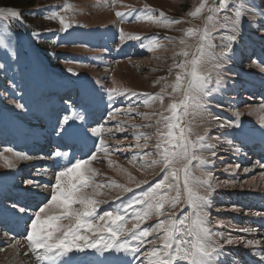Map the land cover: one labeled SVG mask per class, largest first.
Returning a JSON list of instances; mask_svg holds the SVG:
<instances>
[{"label":"rangeland","instance_id":"rangeland-1","mask_svg":"<svg viewBox=\"0 0 264 264\" xmlns=\"http://www.w3.org/2000/svg\"><path fill=\"white\" fill-rule=\"evenodd\" d=\"M32 2L33 7L31 8H15L20 13L23 22L29 26L26 29L27 33L21 30L22 23L20 19L15 22L10 19L0 21V33L6 31L10 43L8 49L0 50V59L8 64V69L0 72V155L11 158V153L5 152L4 149L11 147L15 151L23 152V149L27 147V142H37L44 138L54 142L57 141L56 135L52 136L53 132L49 133V137H45V134H48L44 130L46 119L50 115V122L54 123L55 113L68 107L64 102L67 100L75 103V98L78 95L74 88L63 89L65 77L60 75V73H64L67 76H73L71 73L82 74L79 78L95 81L94 85H96L95 89H97L95 97L100 98L99 103L96 101L99 109L96 107L97 110L95 114H91L90 121L102 124L105 129H111V133L106 132L104 134L110 154L105 156L104 153H98L97 159L91 162V167L97 171L95 179L104 185L115 182L116 184L126 185L131 189H135L126 197L122 196L125 192L121 189L115 187L101 188L100 192L102 194L96 198L108 202L100 205L97 211L99 214H103L104 211L114 210L117 207L126 205L130 199L140 196L153 186L150 185L138 190L136 189L138 181H150L157 175L162 176L159 178L161 180L164 175L160 166H151V161L156 159L155 155L145 157L144 160H131L133 155H139L143 152L151 151L155 153L153 147L156 143L155 136L147 141L149 144L148 149L134 147L136 138L133 133L155 132L156 130L155 127H139L145 124L154 125L156 117H153L152 120H145L143 116L137 115V113L151 114L156 112L159 114L164 111V108L170 102L178 101L177 97L180 98L179 95L172 96L171 88H167L166 92L169 95H165L164 108H162L159 101L150 102L148 106H145L143 94L154 95L159 93L165 84L171 85L175 81V75L179 69L172 66L174 63L185 59V57L177 55L184 48L179 43L181 39H184L187 45L185 49L189 52L187 59H191L193 55H200L197 51L198 37H186L185 32L189 28L202 31L205 27L212 31V25L206 23L207 12L205 11L196 17L190 15L199 6L201 0H34ZM261 2L262 6H264V0H261ZM65 4L70 5L67 11L63 9ZM51 6H55V10L59 15L65 16L69 23L87 26L88 30L85 33L93 35L97 40L99 38L100 41L97 42L90 37L91 39L87 42L89 46H85L87 47L86 50L82 51L77 47L84 46L80 34H77V36L75 33L68 34V36L63 35L59 41L56 40L57 36L62 35L64 31L60 30L59 21L46 18L50 16L48 10ZM146 6L154 10L152 15L154 19H160L159 23L147 21L143 18L140 20L135 19L137 15L141 17L145 15L142 10ZM229 6L231 7V0ZM42 9L46 10L47 14L43 13L41 15L40 10ZM129 9L138 11L127 14ZM117 11L126 13L123 20L116 16ZM161 12L164 13V17L167 20L180 22L165 26L164 19L160 18ZM227 14L231 15L232 13L228 12ZM220 15H224V13L222 12ZM252 20L253 17L251 15L245 14L240 30L236 33L238 39L234 44V52L231 59L223 64V76L221 78L224 79L225 83L222 90L207 98L206 112L200 113L190 110L187 117L191 124V135L189 138L195 140L197 135H203L205 130H208V143L215 146L218 152V156L213 159L210 165H207L208 169H198L195 167L196 163L191 166L190 180L195 177H201L202 171L210 170L214 174L212 188L218 192H211L209 195L210 207L207 211L211 221L210 228L224 237L239 236L243 237L244 240L253 238L264 239L262 225L259 223H257L258 226L256 225L257 219L261 220L264 218V210L260 211L253 204V202H259L258 198H253V196L264 197V167L254 161L243 164L248 161L246 159V156L250 153L248 148L242 142L233 140L236 136L231 132L232 127L219 128L218 125L220 122L235 120V112H229L228 110L236 111L237 105V112L240 113V117L245 118L250 125L259 124L260 117L264 116V109H261V105L264 104V99L261 98L264 91V72H261L260 67L254 66L252 63L253 59H258L264 65V30H258L250 26V21ZM45 22L49 28L55 27L58 32L55 33L54 31L49 36L36 39L33 33L45 28ZM5 25L9 27L5 29ZM118 30H122L124 33L123 39H121ZM148 32H155V34L148 37L145 35ZM212 34L219 37L229 33L226 30L217 29ZM131 36L147 37L148 39L143 41L145 47L142 48L139 41L129 39ZM116 40L119 45L114 48L113 52H118L119 54L128 50L133 52L126 56V60L115 58L112 52L109 54L101 53V45L112 47L116 44ZM212 43L215 47L214 49H209V51L219 55L223 51L221 39L217 38ZM156 44H159L160 47H156ZM70 45L76 46L70 47ZM148 48L152 50L149 51L147 50ZM13 49L16 52L14 62L10 61L8 56V53ZM73 53H84L77 56V59L80 60L78 61L79 63L73 64V61L68 58ZM95 54L96 56L94 57ZM82 57L86 58L82 59ZM99 58H101V61ZM170 68L171 74L169 73ZM210 68L211 64H208L202 71H207ZM68 70H71V72ZM233 73L238 75L233 76ZM212 75L215 77L214 72ZM50 77H54L53 80L56 86V90H52L56 92L59 89L61 90L60 95L54 96L56 100H52L50 94H48L49 90L45 93L41 88V86L43 88L47 87V79ZM72 78L69 79L72 81ZM233 80L235 81L234 86ZM214 86V83L210 85V87ZM104 88L126 89L130 93L140 95L125 94L113 99L110 104L109 98L103 90ZM84 93L82 92L78 101ZM232 93L234 95L231 99ZM38 98L41 100L43 115H38L36 111ZM57 98H60V100ZM240 98L242 100H239ZM226 101H230L229 104H232V106L230 107L226 104ZM16 102L24 103L28 111H18L14 106ZM129 107L134 108L135 111L128 112L127 109ZM220 109H223L222 114L219 113ZM110 111L112 116L108 115ZM164 114L167 115L168 113L164 112ZM100 117L101 119L98 122L97 120ZM117 125L123 127L124 131L118 132ZM132 125L138 127L134 128ZM226 131L228 132L225 134ZM118 141L119 147H122L123 150H116ZM230 141L231 143H229ZM140 142L144 143V140L141 139ZM235 147H239L240 151L235 152ZM200 154L211 158V154L207 151ZM31 156V160L14 161L16 163L15 169L4 167V160L0 159V182H4V179L7 178L6 180L10 185L21 190L24 187L23 181L25 179L32 176L37 169H44L42 163L49 162L48 165H50L48 155V158L45 156L41 158V155ZM109 161H112L111 165ZM175 166L180 168L182 164L178 162ZM159 168L160 174L157 173ZM245 169H248V171L245 172ZM19 170L22 172L27 171L28 177L22 182L15 183L20 174L17 173ZM54 172L55 170H52L50 174L38 176L37 178L54 182ZM129 174L134 179L130 180ZM173 183L175 182L173 181ZM179 184L181 189L180 201L175 207L165 205L164 212L166 216H171L175 213L176 218L177 216L179 218L191 211V208L185 202L182 174ZM1 186L3 187V185ZM2 187L0 189H6V187ZM42 190L44 192L47 191L49 195L51 193L50 188L47 190L42 188ZM85 191L91 192L92 189L89 188ZM166 191L167 189L164 188L160 190L161 193ZM193 191L201 196L207 194L204 188L193 187ZM35 193L38 192L34 189L33 192L28 194ZM175 195V190L169 193V196ZM16 197L17 199L20 198ZM5 202L9 206L11 204V202L4 201L1 205L3 209L7 207ZM29 202H32V200L30 199ZM74 207H78V205H74ZM136 207L140 206L137 205ZM184 210L186 212L182 213ZM227 213L238 214L241 217L236 219L229 214L226 215ZM257 213H260V215H257ZM0 214L10 217L11 222L15 219H20L5 211ZM247 215L248 217H246ZM165 218V216L157 217L153 215L140 227H151L158 223L159 220ZM127 219L129 220L127 226L130 228L132 223L135 222L131 213L128 214ZM64 223H67V221H64ZM251 223L253 224L251 225ZM253 225H256V227ZM213 227H217V229ZM246 227L258 228L259 232L258 234H246L239 231ZM0 229L5 228L0 226ZM1 231L0 249L2 250H0V264L37 263L31 251L24 255L27 248L22 245V242H27L25 239H22L20 235L16 238L12 236L11 239L15 240L12 241ZM161 234H154L147 239L157 238L155 246L159 247L158 236ZM226 246H241L246 251L251 250L242 243ZM151 247L153 245L145 244L142 251H147ZM233 249L224 251L228 255L223 257V264H233V257L236 258L238 264H248V260L239 257L237 255L238 252H234Z\"/></svg>","mask_w":264,"mask_h":264},{"label":"snow or ice","instance_id":"snow-or-ice-1","mask_svg":"<svg viewBox=\"0 0 264 264\" xmlns=\"http://www.w3.org/2000/svg\"><path fill=\"white\" fill-rule=\"evenodd\" d=\"M201 0L198 7L190 13L191 16H199L207 12L206 23L212 25V31L205 27L202 31L189 28L185 32L186 37H198L199 43L197 51L199 56L193 55L187 59L189 52L185 50L187 45L185 40L179 41L184 48L177 55L185 59L176 62L172 67L179 69L175 75V81L171 84H165L159 93L154 95L143 94V103L148 106L150 102L159 101L164 108L165 95L167 88H171L172 96H180L178 101L170 102L164 111L157 114L137 113L143 116L145 120H152L156 117L155 124H145L139 127H155V132L133 133L136 138L134 147L138 149H148V140L155 136L156 143L153 145L155 153L151 151L143 152L139 155H133L132 161L137 159L144 160L145 157L152 155L156 159L151 161V166H160L163 178L156 182L148 191L140 196L130 199L126 205L117 207L114 210L98 213L100 205L108 201L97 199L102 193L103 187L118 188L127 193L132 191L126 185L110 182L107 185L96 181V169L91 167V162L97 159L98 153H104L105 156L110 154L104 134L111 133V129H105L102 124L90 121V106L93 102L92 96L85 91L78 102L65 101L67 108L58 112L55 116V122L52 125V131L55 133L59 143L49 154L53 161L54 182H45L38 176L50 174L52 168L48 165L44 169H37L32 176L23 181L24 187L20 190L23 194L33 192V190L51 189L50 195L46 196L44 201L37 205H30L22 202L23 197L11 202L10 206L4 211L25 219L24 239L28 243L29 250L34 254L37 264H223V257L228 255L224 252L225 245L244 244L252 250L253 254L258 257L260 264H264V239H247L243 237H224L222 234L213 231L210 228V218L207 209L210 207L209 195L212 189L213 172L202 171L201 177H195L190 180L192 162L196 161L195 167L203 169L212 163L213 159L218 156L215 146L208 143V130L203 135H197L195 140L190 139L191 124L187 120L190 110L204 113L207 111V98L214 93L222 90L224 86L223 64L231 59L234 52V44L238 37L236 33L240 30L242 20L245 14L251 15L253 20L250 26L264 30V6L261 0ZM70 5L65 4L63 9L67 11ZM50 18L59 21L61 28L67 32L74 26L66 22V18L51 6L48 10ZM136 9H129V13L137 12ZM145 15H137L136 20L141 18L159 23L160 19H154L153 9L147 6L142 10ZM224 15H220L221 13ZM231 12V15L227 13ZM126 13L116 12V16L121 20ZM160 18L164 19L165 26L180 21L167 20L164 13H160ZM11 20L15 22L20 19V13L12 8L0 7V21ZM9 26L5 25V29ZM217 29L226 30L225 35L216 36L212 33ZM121 39L124 38L122 30ZM39 37L40 33H33ZM220 38L223 51L219 55L209 49H214L213 40ZM129 39H135L140 42L141 47L145 45L143 41L147 37L131 36ZM156 39V38H153ZM167 39V38H166ZM160 47L159 44L155 45ZM10 47L7 32L0 33V50H6ZM147 50L151 51V48ZM9 60L14 62L16 52L14 49L8 53ZM254 66L260 67L264 72V65L258 59H253ZM211 64V68L202 71L206 65ZM8 69V64L0 59V72ZM71 72V70H68ZM215 73V77L212 73ZM171 74V68L169 69ZM78 76V73H71ZM238 75L233 73V76ZM163 79V78H162ZM159 83V81H157ZM214 83V87H210ZM235 81L233 80V86ZM102 87V86H101ZM109 98V103L119 96L130 94L137 96L140 94L130 93L129 90H120L116 88L103 89ZM15 108L20 112H27L26 105L22 102H16ZM264 109V104L261 105ZM36 111L38 115H43V109L40 98L36 101ZM128 112L135 111L129 107ZM164 112L168 114L165 115ZM112 116V112L108 113ZM114 119V117H113ZM132 127H138L132 125ZM219 128L235 127L241 128L240 113H235V120L220 122ZM117 131L123 132L124 129L117 125ZM264 138V116L260 117L259 127L256 129ZM141 139L144 143H141ZM231 143V141L229 142ZM116 150H123L119 147ZM5 152L11 153V158L0 155L4 160V167L15 169L14 161L31 160L32 156L23 152H18L7 147ZM209 152L211 158L204 157L200 153ZM235 152L240 148L235 147ZM41 158L44 155L41 154ZM61 161H64L62 164ZM181 163L182 167L177 168L175 165ZM112 164V161H109ZM264 167V164L261 165ZM126 171V170H125ZM248 169H245L247 172ZM183 175V193L185 202L191 208V211L185 215L176 218L175 213L166 216L164 212L165 205L175 207L180 201L181 189L179 181ZM129 179H134L129 174ZM173 181L175 183H173ZM194 181V182H193ZM147 181H138L137 187ZM193 187L204 188L206 195H199L193 191ZM91 188L92 191H85ZM167 189L161 193L160 190ZM175 190V196H169V193ZM78 205V207H74ZM139 205L140 207H136ZM131 213L133 220L131 227L127 225L129 220L128 214ZM2 215V214H0ZM153 215L165 219L159 220L158 223L151 227L141 228L147 219ZM260 215V213H257ZM67 221V223H64ZM5 231L7 235L13 236L12 233ZM239 231L243 233L258 234V228H243ZM162 233L158 236L160 246L156 247L157 238L148 240L149 236ZM19 242V241H17ZM145 244H151L153 247L147 251H142ZM2 250V249H0ZM42 250V251H38ZM28 253H24L27 255ZM233 264H237L236 258L233 257Z\"/></svg>","mask_w":264,"mask_h":264},{"label":"trees","instance_id":"trees-1","mask_svg":"<svg viewBox=\"0 0 264 264\" xmlns=\"http://www.w3.org/2000/svg\"><path fill=\"white\" fill-rule=\"evenodd\" d=\"M34 0H0V7L3 8H21V9H27V8H31L33 7L32 4ZM55 21H58L55 20ZM51 29L55 30V27H50ZM49 26L46 24L45 22V28H43L42 30H49L50 29Z\"/></svg>","mask_w":264,"mask_h":264},{"label":"bare ground","instance_id":"bare-ground-1","mask_svg":"<svg viewBox=\"0 0 264 264\" xmlns=\"http://www.w3.org/2000/svg\"><path fill=\"white\" fill-rule=\"evenodd\" d=\"M95 123H97V122H95ZM242 141L245 143V144H248V143H250V141H248V140H246V139H242ZM258 152H261L259 149H258ZM263 152V151H262ZM27 153H31V151H27ZM62 164L64 163V162H61ZM45 175H47V174H45ZM17 180V179H16ZM253 204H254V202H253ZM257 207H258V209L259 210H262L263 209V207L261 206V205H257ZM1 217H2V224H7L8 223V221H9V223H11V221H10V217H6V216H3V215H0ZM6 220H8V221H6ZM253 223H251V225H252ZM253 226H255L256 227V225H253ZM18 241V240H17ZM27 247V246H26ZM235 247H241V246H235ZM25 249V248H24ZM251 256H255L254 254H252ZM241 258H242V254H241V256H240ZM250 261H252V263L251 264H257V262L259 263L260 261L258 260L257 262H255L254 263V260L253 259H251Z\"/></svg>","mask_w":264,"mask_h":264}]
</instances>
